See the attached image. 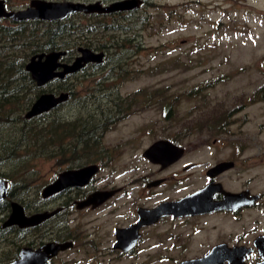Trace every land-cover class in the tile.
Masks as SVG:
<instances>
[{
    "label": "flooded vegetation",
    "instance_id": "flooded-vegetation-1",
    "mask_svg": "<svg viewBox=\"0 0 264 264\" xmlns=\"http://www.w3.org/2000/svg\"><path fill=\"white\" fill-rule=\"evenodd\" d=\"M31 1L33 0H0L1 13L23 11L29 7ZM43 1L71 2L70 0ZM113 1L118 0H95L81 3L99 2L105 6ZM141 2L142 5L144 0ZM138 9L109 14L78 15L87 20L101 19L103 21H98L100 24L113 21L112 24H108L109 31L122 33L134 26L135 13ZM120 20L123 21L122 26L118 24ZM35 21L40 20L15 22L10 18L0 17V28L21 29L24 24ZM124 21H127V26L123 24ZM124 26L126 30L123 29ZM113 37L110 36L103 43L98 42V40L92 43L87 39L86 41L90 43L85 42L84 46L76 47L72 54L67 55L65 52L59 60L60 63H72L79 56L78 48L101 54V58L99 62L85 63L78 71L65 75L62 80L73 77L97 78L98 80L94 82L93 87L87 91L86 96L82 99L78 96L75 97L70 88L53 90L51 94L56 96L60 93H66L68 98L64 103L48 111L53 116L52 120L56 118L58 122L73 125V128L67 126L65 129L63 150L56 149L54 146L55 149L49 151L54 174L46 185L56 181L59 174L63 172L78 171L87 167H95L96 171L82 186H69L46 198L41 196L42 188L34 202L25 201L24 198L16 202L26 217L42 212L52 213L49 218L36 225L1 227L10 212L9 203L11 201H9L8 210L1 213L0 218V264H10L18 260L22 250L42 252L43 247L48 245L52 247L51 249L55 247L56 250L53 254H47L43 264H185L191 261H203L196 264H264V183L258 182L255 176H247L243 172V168L236 169L240 162L238 159L244 154L243 150L240 154L221 159L204 168L201 176L204 178L202 184L194 190L174 198H160L158 197L159 189L171 178L156 177L155 175H158L159 171H166L177 163L182 158L183 149L178 146L177 143L179 142L174 138L157 139L140 152V157L148 164L153 165L155 170L147 171L136 166L132 169L133 176L128 185L133 188V199L131 193L123 186L114 185L116 174L112 169L115 162L123 156L126 149L132 151L138 149L131 144L132 138L118 141L114 145H106L104 139L113 133L118 125L126 123L136 113L148 110L149 104H151V96L147 94L149 92L146 90L144 92L138 90L129 96L120 97L117 85L105 86L103 84V81L120 79L130 74L127 64L136 51L134 48H138V44L132 43L135 39H129V36L123 39H113ZM132 44L133 46H131ZM110 50L113 51V54H110ZM106 68L108 70L104 71ZM79 100L82 102L79 106L85 108L86 116L66 119L64 107L72 103L80 111L82 109L77 106ZM89 100H91L90 104L88 103ZM90 105H93V109L87 111ZM237 109L226 112L225 114L230 113L226 116L223 115L228 117L227 119L223 120L221 115L215 118L214 126L227 127V120H230L238 111ZM208 130L214 129L208 128ZM221 132L222 130L217 133L222 134ZM85 133L90 134V136L84 137ZM157 141H166L181 149L180 157L175 162L165 166L150 162L143 154ZM222 163H229L231 167L218 174L210 175L214 171L213 169ZM199 166L194 163L184 165L180 173ZM110 168L112 170L110 171L111 174L108 175L110 180L104 182V178L100 174L105 169ZM234 170H240V174H243V181L238 187L233 188L229 185L230 188H226L224 185L226 174ZM183 179L173 177L175 183L172 187L176 185L181 187ZM205 189L206 201L197 204H208V208L206 210L201 208V213L187 216L165 215L149 224L136 227L140 221L138 214L141 210H151L165 202H177ZM97 192H111V195L101 204L78 207L90 195ZM223 193L234 196L242 195L243 199L238 198L236 201L230 202V205L238 203L229 210L220 209L206 213L211 207L210 203L216 205L223 201ZM24 195L25 193H23ZM125 196L130 201L125 204L129 207L128 210H125L126 212L122 210L123 205H117L118 199L126 198ZM153 197L157 198L153 202L154 204L148 203ZM143 199L144 202H141ZM105 208H108L106 216L111 217L113 215L116 218H102V215L87 218L91 212L102 211ZM205 218L212 219V221L217 220L220 223L218 226L205 225L199 229L190 230L194 235H198L195 237L196 240H206L201 250L194 253L191 241L193 235L185 236L183 227L190 225L194 220ZM169 223L171 226H168ZM225 224H229L232 230L227 229ZM160 226L163 227V231H150ZM145 256H147L146 259Z\"/></svg>",
    "mask_w": 264,
    "mask_h": 264
},
{
    "label": "rangeland",
    "instance_id": "rangeland-1",
    "mask_svg": "<svg viewBox=\"0 0 264 264\" xmlns=\"http://www.w3.org/2000/svg\"><path fill=\"white\" fill-rule=\"evenodd\" d=\"M140 18L145 21L141 23L143 29L137 24ZM134 19V26L122 33L99 31L94 35L73 36L75 43L82 40L90 43L87 39L92 43L95 40L103 43L110 36H114L113 39L127 36L135 39L132 43L138 44V48H134L136 51L130 55L127 64L130 74L120 79L103 81V84L117 85L120 97L129 96L138 90L162 91V95L158 97L162 104L156 103L157 98L156 101L151 100L153 104L150 102L148 110L136 113L105 137L106 145L132 138L131 144L138 149H126L123 156L115 162L112 169L116 174L114 185L123 186L132 197L133 188L128 183L133 176L134 166L147 171L155 170L153 165L140 157L141 150L154 140L166 138L176 139L178 146L183 149V155L166 171H159L155 175L171 178L159 189L160 198H174L194 190L202 184L204 168L221 159L240 154L241 150L244 154L238 159L240 162L236 169L243 168L247 176H255L258 182L264 183V102H251L261 96L259 93L255 95L259 92L258 89L264 88V0H144ZM68 21L83 27L103 20L73 16ZM122 22L120 20L118 24L121 25ZM123 24L127 26V21ZM110 54H113L112 50ZM96 80L98 79L73 77L60 83L51 82L44 90L50 93L58 87L70 88L75 97L82 99ZM207 84L212 86L204 87ZM200 87L203 89L200 90ZM260 92L264 95V89ZM170 101H173V106L166 117L168 107L165 106ZM75 106L70 103L64 107L66 119L86 116L84 107L77 105L82 109L79 111ZM236 108L238 111L227 120L228 126L222 130V134L208 130L209 127L205 126L208 115L217 118ZM92 109L93 105H90L87 111ZM7 131L2 130V136H6ZM21 155L25 157L24 153ZM33 156L30 158L31 155H27L26 168L18 174V177L24 175L23 179L29 182L30 188L24 196L21 193L19 197L29 202L36 200L39 191L54 174L50 159L38 154ZM192 163L200 166L180 173L184 165ZM18 164L21 165V162ZM112 170L105 169L100 174L104 182L110 180L108 175ZM1 171L5 174L10 172ZM173 177L184 178L181 187H172L175 183ZM224 181L226 188H230L229 185L238 187L243 181V174H240V170H234L226 174ZM156 199L153 197L148 203L154 204ZM128 202L127 197L119 198L117 205H123L122 210L125 211L129 209L125 205ZM107 210L108 208L91 212L87 218L99 215L102 218H116L113 215L106 216ZM219 223L205 218L194 220L183 227L185 236L193 235L191 241L194 253L201 250L206 240H196L198 235L190 230L205 225L218 226ZM225 227L232 230L229 224H225ZM163 230L160 226L150 231Z\"/></svg>",
    "mask_w": 264,
    "mask_h": 264
},
{
    "label": "trees",
    "instance_id": "trees-1",
    "mask_svg": "<svg viewBox=\"0 0 264 264\" xmlns=\"http://www.w3.org/2000/svg\"><path fill=\"white\" fill-rule=\"evenodd\" d=\"M79 15L74 14L63 21L56 22H29L24 24L21 29L0 28V179L5 180L9 185L6 199L0 201V215L8 210L9 201L19 202V194L28 192L30 189L29 182L23 179L24 175L18 177V174L26 168L27 155L30 154V158H33V155L38 154L50 159L49 151L55 147L60 150L64 149L63 140L67 126L73 128V125L58 122L56 118L52 120L53 116L48 112L30 120L23 118V114L33 101L44 93L45 87L50 84L47 83L43 87L37 88L24 71V66L28 59L36 54L52 51H64L67 55L72 54L76 47H82L85 44L83 40L75 43L74 35L88 36L99 31H109L108 24L113 22L102 24L95 22L97 24L90 23L80 27L78 24L68 21V18ZM139 21L137 24L141 27V23L145 21L142 18ZM120 29L122 28L120 27ZM123 29L126 30V27ZM64 80L53 82L60 83ZM211 86V84H207L204 87ZM56 89H60V87ZM201 89L203 88L200 87ZM262 89L264 88L261 87L258 89L259 92L255 93V95L259 93L261 96L256 100L252 99L251 102L264 101V95L260 92ZM147 94H150L152 101L157 100L156 103H163L161 98H158L162 95V91H151ZM155 98L157 99L155 100ZM81 104L82 102L79 100L77 105ZM172 106L173 101L166 104L165 107H168L166 117H168ZM229 114H225V116ZM225 116H223V120L228 118ZM215 118L213 115H208L206 118L208 125L205 123V126L220 132L226 126H214ZM192 126L199 129L198 126ZM2 130H8L6 136H2ZM85 136H90V134L85 133ZM21 153H24L25 157ZM18 162H21V165ZM1 170H10V172L5 174Z\"/></svg>",
    "mask_w": 264,
    "mask_h": 264
},
{
    "label": "water",
    "instance_id": "water-1",
    "mask_svg": "<svg viewBox=\"0 0 264 264\" xmlns=\"http://www.w3.org/2000/svg\"><path fill=\"white\" fill-rule=\"evenodd\" d=\"M141 0H118L109 3L108 5H101L99 2L81 3V2H47L43 0H33L29 7L17 13H1L0 17H7L15 22L27 20H40L43 22L62 21L73 14H109L114 12H124L138 9L141 5ZM77 56L70 64L60 63L59 60L64 56L63 51H52L48 53H40L31 56L24 66V71L29 75L30 80L37 88L43 87L54 79L62 80L65 75L73 74L78 71L82 65L87 62H99L101 54H96L88 49L78 48ZM68 95L60 93L53 95L51 93L40 94L30 105L29 109L23 114L25 120H30L34 117L47 113L57 105L67 101ZM181 155V149L174 147L166 141H157L153 143L143 156L152 163L171 164L175 162ZM231 167L229 163L219 164L210 175L218 174ZM95 167H87L78 171L63 172L59 174L56 181L46 185L41 190L43 198L49 197L60 190L69 186H82L87 183L88 179L95 173ZM9 185L5 180L0 179V201L6 199ZM208 191V190H207ZM206 189L189 195L177 202H165L151 210H141L138 214L140 221L136 225H146L157 218L165 215L187 216L201 213V208L206 210L207 205H199L198 202H205ZM111 192H97L90 195L86 201L82 202L78 207L87 205H98L105 201ZM241 200L243 196L231 195L223 193V201L213 205L206 213L217 211L220 209L229 210L235 205H230V202ZM208 202V201H207ZM10 212L7 220L1 227H8L17 225L19 227H28L38 224L40 221L49 218L52 213L42 212L31 216H24L22 208L16 202L9 203ZM45 246L42 252H32L30 250H22L19 259L10 264H43L47 254H53L55 247ZM205 259V258H204ZM202 260V259H201ZM203 261H191L185 264L202 263ZM206 263V260H205Z\"/></svg>",
    "mask_w": 264,
    "mask_h": 264
}]
</instances>
